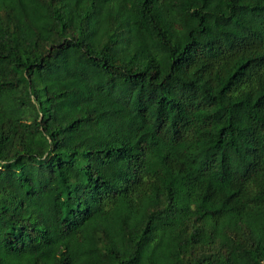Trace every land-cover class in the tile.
Instances as JSON below:
<instances>
[{
    "label": "trees",
    "instance_id": "obj_1",
    "mask_svg": "<svg viewBox=\"0 0 264 264\" xmlns=\"http://www.w3.org/2000/svg\"><path fill=\"white\" fill-rule=\"evenodd\" d=\"M0 264H264V0H0Z\"/></svg>",
    "mask_w": 264,
    "mask_h": 264
}]
</instances>
